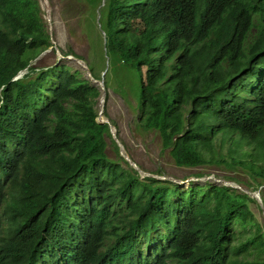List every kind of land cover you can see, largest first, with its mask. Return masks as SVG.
<instances>
[{
  "label": "trees",
  "instance_id": "16d2710c",
  "mask_svg": "<svg viewBox=\"0 0 264 264\" xmlns=\"http://www.w3.org/2000/svg\"><path fill=\"white\" fill-rule=\"evenodd\" d=\"M39 1L0 0V264H264L254 198L142 176L97 121L99 85L70 60L35 61L53 46ZM75 2L99 17L91 48L108 68L61 55L105 86L131 91L135 75L139 126L175 165L242 171L222 178L264 205V0Z\"/></svg>",
  "mask_w": 264,
  "mask_h": 264
},
{
  "label": "rangeland",
  "instance_id": "374dc122",
  "mask_svg": "<svg viewBox=\"0 0 264 264\" xmlns=\"http://www.w3.org/2000/svg\"><path fill=\"white\" fill-rule=\"evenodd\" d=\"M39 4L43 16L45 17L46 15V17H49V24L47 26H50L55 37V45L63 51L71 48L77 55H80L86 61H90L95 68V72L103 76L102 71L105 69L106 59L103 60L101 58V50L99 47L95 51L91 48L92 40L99 39L97 35V29L99 28L97 15L91 20L89 17L90 10L86 7L82 9V17L80 14H76L78 4L75 0H40ZM94 24L96 25V29H93ZM70 27L74 29V36H70L68 33ZM44 56L46 59L42 62L43 66L51 65L58 57L52 52ZM68 64L74 69L85 72L74 61ZM84 76L88 78L86 73H84ZM129 81L131 91L128 90L125 84L119 87L117 82L110 81L105 86L104 80L102 81L103 90L101 92L105 91L106 93L102 119L109 121L116 128V136L123 146L124 153L140 169L149 174L154 172L164 173L165 177L179 181L176 184L180 185V189L183 190L188 188L189 182L192 181L191 179H195V174H203L206 177H214L215 179L224 181H227L223 179L224 177L230 176H237L242 180H249L247 175L242 171L225 169L223 166L205 165L197 168L177 167L168 153L169 149L163 147L159 134L153 130H143L139 126L140 112L135 97V75H129ZM97 106L99 109V105ZM106 153L109 158H116L110 145L106 148ZM207 181L220 185L219 182L212 179ZM204 182L203 179L195 180L194 184L202 185ZM231 183L236 185L234 182ZM261 193L264 196V187H262ZM250 209L257 220L262 223L263 216L257 205L251 203ZM235 228L236 230H240L239 225H235ZM252 257L253 255L250 256V258Z\"/></svg>",
  "mask_w": 264,
  "mask_h": 264
},
{
  "label": "water",
  "instance_id": "95a60500",
  "mask_svg": "<svg viewBox=\"0 0 264 264\" xmlns=\"http://www.w3.org/2000/svg\"><path fill=\"white\" fill-rule=\"evenodd\" d=\"M43 1H47V0H43ZM103 4V3H102ZM46 13H47V7H46ZM99 19V17H97V20ZM45 21L49 24V17H46V15H45ZM98 26H99V28H100V24L98 23ZM49 34H50V36H51V42H52V48H50V49H48L47 51H45L44 53H42L38 58H36V60L35 61H37V60H39L40 58H42L45 54H47V53H50V52H52L53 50H54V52H55V54L59 57V58H61V59H66V60H70V61H74V62H76L79 66H80V68H82L84 71H85V73H86V75L88 76V78L92 81V82H94V83H96V84H98L99 86H100V89L101 90H103V82H102V80H100V81H97V80H95V79H93L92 78V76H91V72H90V70L88 69V66H87V64L84 62V61H82V60H80V59H77V58H74V57H72V56H67L66 58L65 57H63L62 55H61V53L59 52V49H58V47L55 45V42H54V40H53V38H52V31H51V29H50V26H49ZM104 34V33H103ZM108 68V61H106V69ZM24 72H20L18 75H17V78H19V77H21L22 76V74H23ZM105 96H106V93H105V91H103L102 92V94H101V97H100V99H99V113H98V119H97V121L99 122V123H106L108 126H109V129H110V133H111V136H112V138H113V140L115 141V143L117 144V146H118V148H119V154H120V156L129 164V166H131L133 169H135L136 171H138L142 176H146V177H153V178H156V179H159V180H168V181H170V182H172V183H178L179 181H176V180H174V179H172V178H167V177H164V176H157V175H154V174H149V173H146V172H144L142 169H140L125 153H124V149H123V146H122V144L119 142V140H118V138H117V136H116V128L113 126V125H111L110 124V122L109 121H107V120H103L102 118H103V113H104V101H105ZM201 179H203L204 181H207V180H209V179H212V180H215V181H217V182H219L221 185H223V186H226V187H230V188H234V189H239V190H241L242 192H244V193H246V194H248L250 197H252V198H254L255 199V201L257 202V204H258V206L260 207V210H261V214H262V216H263V218H264V205H263V203H262V199H261V197H260V194H259V192H249V191H247V190H245V189H242L241 187H239V186H237V185H234L233 183H231V182H227V181H224V180H219V179H215L214 177H205V178H200V179H191L192 181H195V180H201Z\"/></svg>",
  "mask_w": 264,
  "mask_h": 264
},
{
  "label": "clouds",
  "instance_id": "9594fccd",
  "mask_svg": "<svg viewBox=\"0 0 264 264\" xmlns=\"http://www.w3.org/2000/svg\"><path fill=\"white\" fill-rule=\"evenodd\" d=\"M44 19H45V17H44ZM48 24V23H47ZM52 35H53V33H52ZM16 79H18L17 78V76L14 78V80H16ZM100 81V80H99ZM100 87V86H99ZM101 90V89H100ZM101 94H102V92H101ZM99 105V104H98ZM104 114V113H103ZM16 257L15 256H7L6 257V260H8L9 262H10V264H15V261H16Z\"/></svg>",
  "mask_w": 264,
  "mask_h": 264
}]
</instances>
